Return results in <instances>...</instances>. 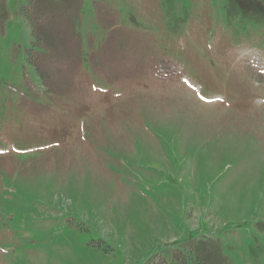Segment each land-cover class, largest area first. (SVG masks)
Instances as JSON below:
<instances>
[{"label":"rangeland","instance_id":"1","mask_svg":"<svg viewBox=\"0 0 264 264\" xmlns=\"http://www.w3.org/2000/svg\"><path fill=\"white\" fill-rule=\"evenodd\" d=\"M28 5L0 0V264H264V0H80L43 51Z\"/></svg>","mask_w":264,"mask_h":264},{"label":"trees","instance_id":"2","mask_svg":"<svg viewBox=\"0 0 264 264\" xmlns=\"http://www.w3.org/2000/svg\"><path fill=\"white\" fill-rule=\"evenodd\" d=\"M29 5L24 6L27 15L35 10L36 21L31 15L30 21L32 23L33 31L38 28V23L41 16L44 14L53 15L49 21L51 22L56 17L59 20L68 21V17H73V21L77 20L79 15L80 0H29ZM63 10L59 11L58 7ZM60 7V8H61ZM38 22V23H36ZM73 26V24H72ZM36 41H39V36L33 34ZM33 66L37 65L32 60V56L28 55ZM143 264H229L227 258L223 255L221 248L216 240L213 239H198L191 240L184 244H180L175 248H166L162 252L151 256Z\"/></svg>","mask_w":264,"mask_h":264}]
</instances>
